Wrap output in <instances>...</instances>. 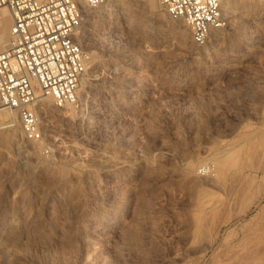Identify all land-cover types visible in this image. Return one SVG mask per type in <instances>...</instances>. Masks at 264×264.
Here are the masks:
<instances>
[{
  "label": "rangeland",
  "instance_id": "rangeland-1",
  "mask_svg": "<svg viewBox=\"0 0 264 264\" xmlns=\"http://www.w3.org/2000/svg\"><path fill=\"white\" fill-rule=\"evenodd\" d=\"M108 5L86 16L77 100H45L37 141L0 127V215L23 248L13 264H224L264 214V3H230L204 45L157 0ZM239 189L251 211L206 252Z\"/></svg>",
  "mask_w": 264,
  "mask_h": 264
},
{
  "label": "built area",
  "instance_id": "built-area-1",
  "mask_svg": "<svg viewBox=\"0 0 264 264\" xmlns=\"http://www.w3.org/2000/svg\"><path fill=\"white\" fill-rule=\"evenodd\" d=\"M138 1L0 0V24L5 12L12 19L9 38L0 48V127L19 123L28 140H39L45 100L60 108L74 103L88 72L81 36L88 11ZM157 1L189 27L197 45H204L211 30L224 25V2L242 0Z\"/></svg>",
  "mask_w": 264,
  "mask_h": 264
},
{
  "label": "bare ground",
  "instance_id": "bare-ground-1",
  "mask_svg": "<svg viewBox=\"0 0 264 264\" xmlns=\"http://www.w3.org/2000/svg\"><path fill=\"white\" fill-rule=\"evenodd\" d=\"M233 1H225L224 2V4H223V7H222V11H223V13L226 11V10H228L229 8H231L230 7V3H232ZM106 5V6H105ZM123 5V4H122ZM231 5H233V4H231ZM112 7V6H111ZM125 7V6H124ZM133 8V7H132ZM254 8H257L256 7V5H255V7ZM112 8H110V5H108V4H104V5H101V6H99V8H98V12H100V13H103V12H105V11H108V10H111ZM158 11V10H157ZM5 18L2 20V22H1V24H0V48L4 45V43L8 40V38H9V34H10V28H11V26H12V19L10 18V16H9V13L8 12H5ZM215 32V29H213V30H211V35L213 34ZM10 129V128H9ZM6 134H4V137H6L5 136ZM7 140V139H6ZM13 142V141H12ZM254 148V147H253ZM258 154V153H257ZM259 155H261V154H259ZM255 156H256V154H255ZM260 156H257V158H259ZM262 157V156H261ZM254 160H255V158H254ZM257 160V159H256ZM255 160V164H257L258 162H259V160H258V162ZM257 162V163H256ZM253 163H254V161H253ZM241 166H243V165H241ZM251 168V167H250ZM237 170V169H236ZM241 170V169H240ZM239 170V171H240ZM251 170V169H250ZM235 173V172H234ZM240 173V172H239ZM250 174V173H249ZM223 175V174H222ZM254 175V174H253ZM252 175V176H253ZM226 176V175H225ZM238 176V175H237ZM237 176H233V179H231V180H233V181H231L230 180V182H231V184H233L232 186H234L235 187V185L237 184H235L234 185V183H235V180L237 179H234L235 177H237ZM240 177H241V175H239ZM263 176V175H262ZM222 177V176H221ZM248 178L250 177L249 175L247 176ZM254 177V176H253ZM239 178V177H238ZM242 178V177H241ZM240 178V180H242ZM222 179H225L224 177H222L221 178V180ZM261 179V178H260ZM263 179V178H262ZM59 180V179H58ZM63 180H65V179H63ZM226 180V179H225ZM248 180H250V179H248ZM248 180H247V184H248ZM223 182H224V180H222ZM229 182V181H228ZM236 182H237V180H236ZM244 182H246V181H244ZM244 182L242 183V184H244ZM263 182V181H262ZM60 183V182H59ZM217 183V182H216ZM252 183V182H251ZM250 184V183H249ZM248 184V185H249ZM251 185V184H250ZM262 185V184H261ZM242 186H245V185H242ZM247 186V185H246ZM240 187V186H239ZM248 187V186H247ZM220 188H221V186H220ZM232 188V187H231ZM230 188V189H231ZM246 188V187H245ZM245 188H243V187H241V189L242 190H244ZM257 188V187H256ZM255 188V189H256ZM229 189V190H230ZM235 189H236V187H235ZM234 189V190H235ZM241 189H239V190H241ZM224 190V189H223ZM233 190V189H232ZM232 190H230V191H232ZM233 190V191H234ZM238 190V191H239ZM242 190L241 191H239V192H234L233 194L231 193V200H230V204H233V205H235L236 204V202H238L240 199H239V193L240 192H242ZM1 193H3V192H1ZM229 193V192H228ZM246 193H248V191H246ZM264 194V193H263ZM240 195H242V194H240ZM256 195V194H255ZM263 196V195H262ZM229 197H230V195H229ZM229 197H227V199L229 198ZM255 197H257V195L255 196ZM193 198V197H192ZM244 198V197H243ZM262 198V197H261ZM264 198V197H263ZM262 198V199H263ZM239 199V200H238ZM238 200V201H237ZM255 200V199H254ZM259 201H260V199H259ZM228 202V201H227ZM207 203H209V202H207ZM262 203V202H261ZM225 205H227V203L225 202L224 203ZM239 204V203H238ZM259 204V203H258ZM25 205V204H24ZM223 205V204H222ZM222 205L220 206V207H222ZM232 205V206H233ZM252 205H253V195L252 196H247L246 197V199H245V201H244V203H243V205L239 208V209H237V207H238V205H235V207L236 208H234L233 210H232V212L226 217V215H225V219H219L218 221L216 220V218H215V221L216 222H214V224H213V226L212 227H210L212 230H210V229H208V230H210L211 232H209V234L207 233L208 231H206V233L208 234V236H209V241L207 240V244H203L205 247V251L207 252L212 246H213V244L217 241V240H219L218 238H219V236L221 235V231H222V228H224L225 226L224 225H226V224H229V223H231V222H233L236 218H239V217H242V216H245L249 211H251V209H252ZM263 205V204H262ZM261 205V207H263L264 208V205L262 206ZM224 207V206H223ZM227 207V206H226ZM260 207V208H261ZM4 208V207H3ZM28 209V208H27ZM262 209V208H261ZM263 210V209H262ZM216 212H218V210H217V207H214V208H212V209H210L209 210V212H208V217L206 218L207 220V223L209 222L208 220L210 219L209 217H211V218H214L215 216H217V214H216ZM225 212V211H224ZM262 213H263V211H261ZM1 213V212H0ZM262 213H260L261 214V216L263 217V219L261 218V217H259L258 218V220H261L262 219V222H261V227H260V229H258L259 230V234L257 235L258 237V239L259 240H262V242H263V239H264V214H262ZM3 214V213H2ZM207 213H205V215H206ZM4 215V214H3ZM3 215H0V264H13V262H14V260H16L15 259V257H16V255L21 251V250H23V248H22V245H20L21 244V242H20V235H18L17 234V231H16V226H15V223L16 222H14L13 221V219L12 220H7V218H9V217H5V216H3ZM39 215V214H38ZM7 216V215H6ZM224 217V216H223ZM246 217V216H245ZM29 218V217H28ZM41 218V217H40ZM219 218V217H218ZM217 218V219H218ZM261 218V219H260ZM15 219V218H14ZM35 219H37V218H35ZM25 220H26V218H25ZM194 220V219H193ZM192 220V221H193ZM204 220V219H203ZM240 220V219H239ZM33 221V220H32ZM191 221V222H192ZM23 222V221H22ZM205 222V221H204ZM203 222V223H204ZM213 222V221H212ZM256 222H257V220H256ZM41 223V222H40ZM206 223V222H205ZM204 223V224H205ZM210 224V223H209ZM212 224H210V225H212ZM193 225V224H192ZM206 225V224H205ZM205 225H203L202 223H200L199 224V231H200V233H202V232H205V230L206 229H204L205 227H208L207 225L205 226ZM190 226H191V223H190ZM205 226V227H204ZM224 226V227H223ZM252 226V225H251ZM258 226V225H257ZM255 227V226H254ZM249 228H251V227H248V232L247 231H245V232H247L246 234H243V235H241L242 237L240 238V239H238V241L237 242H234V243H232V244H230V246H229V248H230V250H228L229 251V253H225V255H226V258L225 259H223L224 260V264H264V252H262V251H264V250H262V249H264V248H261L260 250H257L258 249V247L259 246H257V248H255L257 251H255L256 253H253L254 252V246H253V230H256L257 231V229H253V230H249ZM252 229V228H251ZM205 233V234H206ZM258 233V232H257ZM191 234V233H190ZM206 234V235H207ZM202 235H204V234H202ZM25 237V236H24ZM38 237V236H37ZM44 237V236H43ZM221 237V236H220ZM23 238V237H22ZM30 238V237H29ZM206 238H207V236H206ZM255 241H256V239H255ZM218 242V241H217ZM259 243V242H258ZM30 244V243H29ZM256 244V243H255ZM264 244V243H263ZM26 245V244H25ZM46 245V244H45ZM226 245V244H225ZM228 245V244H227ZM260 245V244H259ZM262 246V245H261ZM260 246V247H261ZM203 247V246H202ZM262 247H264V245L262 246ZM42 248H43V246H42ZM224 248V247H223ZM227 248V247H226ZM25 249V248H24ZM27 249V248H26ZM262 250V251H261ZM258 252V253H257ZM21 253V252H20ZM221 253V252H220ZM17 256H19V255H17ZM213 258H215V257H213ZM217 259V258H216ZM219 259V258H218ZM16 261H18V260H16ZM218 261V260H217ZM221 262V261H220ZM15 264V263H14ZM215 264H217V263H215Z\"/></svg>",
  "mask_w": 264,
  "mask_h": 264
}]
</instances>
